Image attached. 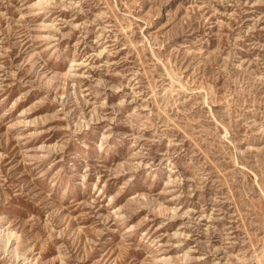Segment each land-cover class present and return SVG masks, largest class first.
I'll use <instances>...</instances> for the list:
<instances>
[{"label": "rangeland", "instance_id": "obj_1", "mask_svg": "<svg viewBox=\"0 0 264 264\" xmlns=\"http://www.w3.org/2000/svg\"><path fill=\"white\" fill-rule=\"evenodd\" d=\"M0 264H264V0H0Z\"/></svg>", "mask_w": 264, "mask_h": 264}]
</instances>
